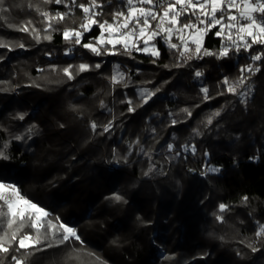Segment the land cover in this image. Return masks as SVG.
<instances>
[{
	"label": "trees",
	"instance_id": "obj_1",
	"mask_svg": "<svg viewBox=\"0 0 264 264\" xmlns=\"http://www.w3.org/2000/svg\"><path fill=\"white\" fill-rule=\"evenodd\" d=\"M98 2L104 5L100 19L111 22L120 0ZM5 6L11 11L4 14L7 20H0V41L22 43L26 51L0 48V143H8L5 151L10 157L0 158V180L16 183L28 198L76 227L84 241L34 253L27 264H264V237H255L256 222L264 223V62L262 71L249 81L254 93L246 108L231 95L202 103L201 84L216 96L217 82L224 76L237 77L238 65L249 62L248 54L225 60L205 57L191 67L177 68L173 52L158 41L161 56L155 64L144 54L134 53L135 59L94 57L79 47L66 56L69 45L61 33L53 32L50 42L37 43L31 34L7 24L19 26L31 20L42 37L40 11L67 9L39 0H5ZM82 19L83 13L75 9L57 27H77ZM213 33L205 38V47L215 51L220 40ZM97 35L99 29L94 27L83 42ZM81 62H101L102 67L71 82L49 69L53 64L63 68ZM115 63L129 73L128 89H114L110 83ZM196 67L205 74L199 81L193 75ZM136 86H159L161 91L128 113V104L120 101L128 96L133 106L138 105ZM101 100L111 114L101 110ZM222 105L227 110L218 118L219 126L214 122L203 137L193 139L191 128ZM184 107L192 110L193 117L176 128L167 127L168 113ZM21 113L23 121L15 118ZM113 116L111 134L92 132L91 121L103 125ZM33 124L38 127L31 139H13ZM152 128L159 144L152 139ZM137 137L145 149H156L157 168L148 175V160L139 147L133 145L129 154V144ZM166 142H173L177 150L185 142L195 143L197 153L169 162L164 159ZM205 151L210 154L207 163L219 167V173L201 174ZM113 194L123 200L112 199ZM221 203L229 206L223 213ZM248 244L260 251H251Z\"/></svg>",
	"mask_w": 264,
	"mask_h": 264
},
{
	"label": "snow or ice",
	"instance_id": "obj_2",
	"mask_svg": "<svg viewBox=\"0 0 264 264\" xmlns=\"http://www.w3.org/2000/svg\"><path fill=\"white\" fill-rule=\"evenodd\" d=\"M42 5L55 3L63 6L67 11L50 12L40 11V16L44 23L43 36L40 30L35 27L31 20L22 25L8 23L7 27L23 33H29L33 39L40 43L41 39L52 41L53 32H59L62 40L69 45L64 54L72 55L76 47L82 48L94 57L123 56L135 59L134 53L144 54L151 58L153 64L160 58L161 52L158 41L166 46L175 56L174 67H191L192 62L201 61L205 57H213L216 60L231 59L232 55L241 56L248 54V63L238 65L239 75L235 78L224 76L217 82L216 96L210 94V88L201 84L199 93L202 103H206L216 97L231 95L237 99L240 105L245 108L253 97L254 88L249 81L262 71L261 63L264 62V0H120L121 7L111 13V22L107 19L101 20L104 15L103 4L98 0H88L87 3H78L77 0H39ZM111 4L112 0H108ZM79 9L83 13L82 22L77 27L59 28L58 25L64 23L75 11ZM11 9L5 6V0H0V20H7L5 13ZM99 29V35L91 37L84 43V37L93 28ZM213 29L215 32L213 33ZM213 33L220 40L219 48L215 51L205 47V38ZM175 38L176 42H173ZM119 46V47H118ZM256 46L260 50L256 51ZM24 49L25 45L20 43L13 45L5 41H0V48L12 51L15 48ZM46 56L51 57V52H46ZM2 59V57H0ZM101 62L94 65L87 62L79 64H68L66 67L58 68L50 65L52 72L59 71L66 77L67 81H74L77 76L93 69L99 70ZM168 68V65H165ZM44 71V69H37ZM139 70H137L138 72ZM194 78L201 80L204 72L196 67L193 71ZM113 88L120 87L128 89L132 86L128 72L122 70L120 63L112 66V74L109 77ZM3 83V82H0ZM151 84L152 81L145 82ZM165 84L168 81L164 82ZM161 91V87L155 89L136 86L135 95L140 103L133 106L131 97L126 96L121 103H127L128 113H134L137 107L147 105ZM195 107H200L199 104ZM102 111L111 109L103 100L100 101ZM222 105L220 108L212 110L199 121L198 126L192 127L190 135L193 139L203 137L205 132L212 126H219V119L226 111ZM183 114L184 118H178ZM170 122L167 127L176 128L180 124H186L193 117V112L188 107L179 109V112H169ZM16 119L23 121L25 114H17ZM37 125H30L22 135H15V141H23L25 138L31 139L35 134ZM63 127V125H61ZM115 127V117L113 116L103 125L96 121L90 122V128L97 135L111 134ZM152 139L156 144L160 141L156 139V129L152 128ZM175 139V133L171 134ZM133 145L139 147V153L147 157L148 171L145 175L153 172L157 168V163L153 160L155 148L145 149L141 145L139 137L129 144V154ZM9 147L8 143H0V158L8 160L10 157L5 151ZM165 160L171 161L185 154L195 155L197 146L195 143L185 142L177 150L173 142H166ZM115 153V149L113 150ZM206 163L202 166V175L219 173V167L210 166L207 163L209 153L204 152ZM126 160V157L124 158ZM116 201H122L123 197L113 194L111 197ZM248 201V197H243ZM219 212L223 213L228 209V205L219 204ZM216 219L223 222V217L217 215ZM257 239L264 237V223L256 222ZM83 245L84 241L78 229L59 216L53 215L47 208L22 193V190L14 182L0 180V264H27V258L34 253L46 251L51 248H59L72 244ZM243 243V241H242ZM251 251H260L259 248L248 244ZM237 255H240L238 252Z\"/></svg>",
	"mask_w": 264,
	"mask_h": 264
},
{
	"label": "rangeland",
	"instance_id": "obj_3",
	"mask_svg": "<svg viewBox=\"0 0 264 264\" xmlns=\"http://www.w3.org/2000/svg\"><path fill=\"white\" fill-rule=\"evenodd\" d=\"M174 42V41H173ZM19 49V48H18ZM23 53L26 51V47L24 49H20ZM162 255V253H161Z\"/></svg>",
	"mask_w": 264,
	"mask_h": 264
}]
</instances>
